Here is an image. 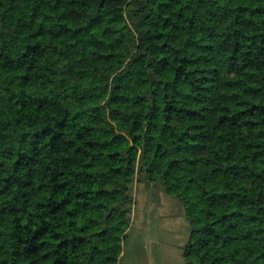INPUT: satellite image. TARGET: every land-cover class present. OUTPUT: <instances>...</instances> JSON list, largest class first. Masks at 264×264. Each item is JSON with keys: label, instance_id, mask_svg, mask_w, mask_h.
Returning a JSON list of instances; mask_svg holds the SVG:
<instances>
[{"label": "trees", "instance_id": "obj_1", "mask_svg": "<svg viewBox=\"0 0 264 264\" xmlns=\"http://www.w3.org/2000/svg\"><path fill=\"white\" fill-rule=\"evenodd\" d=\"M136 182L264 264V0H0V264H117Z\"/></svg>", "mask_w": 264, "mask_h": 264}, {"label": "rangeland", "instance_id": "obj_2", "mask_svg": "<svg viewBox=\"0 0 264 264\" xmlns=\"http://www.w3.org/2000/svg\"><path fill=\"white\" fill-rule=\"evenodd\" d=\"M131 219L117 264H184L190 224L177 199L158 185L136 182Z\"/></svg>", "mask_w": 264, "mask_h": 264}]
</instances>
